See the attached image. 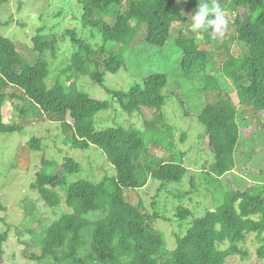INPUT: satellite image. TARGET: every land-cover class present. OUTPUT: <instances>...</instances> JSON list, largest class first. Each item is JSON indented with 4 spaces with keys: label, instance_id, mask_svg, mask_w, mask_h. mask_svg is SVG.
Here are the masks:
<instances>
[{
    "label": "trees",
    "instance_id": "trees-1",
    "mask_svg": "<svg viewBox=\"0 0 264 264\" xmlns=\"http://www.w3.org/2000/svg\"><path fill=\"white\" fill-rule=\"evenodd\" d=\"M7 1L0 0V9ZM80 2L83 4V25L96 29L104 43L112 45L113 49L94 48L79 39L75 31L67 30L66 36L71 35L75 47L70 63L61 71L70 75L67 83L71 85L69 80L88 76L103 87L126 113L142 112L146 108L157 116L146 120L144 132L124 127L96 130L95 116L109 111L112 107L110 101L74 91L61 79L52 88L47 85L51 70L50 62L44 56L48 51L53 57L57 56L61 37L54 34L50 41L39 33L33 38L34 47L27 56L22 50L25 46H19L13 39L0 34V133L13 134L24 130L18 124L5 123L3 116L5 102L21 95L32 103L36 115L60 125L66 146L82 152L92 147L99 149L115 171L113 177L105 176L98 183L84 180L69 184L67 176L80 173L82 169L76 160L65 158L64 176L51 172L54 163L43 160L35 172L32 189L38 191L51 209L60 206L62 195L58 189L63 190L65 203L72 212L44 229V237L39 242L40 254L31 252L28 246L24 255L36 264H47V261L57 264H228L229 259L237 255L243 260L249 257L247 241L250 235H255L259 246L257 257L251 264H263L264 184L260 188L251 184L244 191H228L220 206L207 209L203 216L195 217L184 234H176V247L167 253L164 234L154 228V223L161 217L150 213L142 199L138 203L134 201L139 197V190L148 187L151 180L162 183L157 189L161 192L167 185L181 184L185 176L195 175L184 166L182 153L177 157L171 153L168 160L158 159L149 149L150 140L149 144L145 141L146 135L161 138L164 134L159 126H168L164 114L167 94L170 93L169 76L165 72L151 73L146 75L142 84L126 91L111 90L105 85L106 74H116L124 66V54L131 50L140 27L151 47L163 48L173 38L172 29L177 24L179 30L175 43L180 50L179 65L183 76L194 81L199 74H205L206 85L202 92L208 97L216 88L221 89L220 80L205 73L215 63L212 47L221 34L211 30L193 32L190 27L192 15L187 14H195L199 3L203 4L205 0ZM207 2L210 6L216 3L225 12L235 14V36L246 49L242 58L230 56L222 70L237 92L239 107L228 102L208 103L197 116L205 128L201 138L213 154L211 171L222 177L236 167L240 121L245 119L253 124H263L264 0ZM116 9L121 13L112 26L105 17ZM11 88H14L12 94L9 92ZM177 97L180 100V96ZM180 103L186 110V102L180 100ZM168 133L170 135V130ZM28 145L40 148L36 139ZM169 148H175L172 142ZM190 178L193 181V177ZM3 199L0 194V211L5 209ZM152 205L155 207V203ZM177 212L181 220L194 216L187 207H180ZM94 214L102 217L98 220L88 218ZM8 239L9 231H0V264ZM164 256H167L165 262L162 261Z\"/></svg>",
    "mask_w": 264,
    "mask_h": 264
},
{
    "label": "rangeland",
    "instance_id": "rangeland-1",
    "mask_svg": "<svg viewBox=\"0 0 264 264\" xmlns=\"http://www.w3.org/2000/svg\"><path fill=\"white\" fill-rule=\"evenodd\" d=\"M121 10L123 12L125 8ZM119 13L121 12L118 9L112 10L111 14L108 13L105 17L106 21L114 26ZM187 14L195 15L189 12ZM225 14L227 27L212 47L215 63L205 72L219 79L222 88H216L209 97L202 92L206 85L205 74H199L194 81H189L183 76L179 65L180 50L175 43L179 30L177 24L172 29L173 38L163 48L151 47L145 41L143 28L140 27L131 50L124 54V66L118 73H108L105 77L106 87L126 91L142 84L146 75L151 73L165 72L169 76L170 93L167 94L169 98L164 114L168 126H159V130L164 134L161 138H148L146 135L145 141L148 143L150 140L149 149L158 159L168 160L171 153L174 157L182 153L184 166L194 171L195 175H187L181 184H169L161 192L157 189L162 183L151 180L148 187L139 190V197H135L134 201L138 203L142 199L150 213H157L161 217L154 223V228L164 234L168 254L176 247V234H184L194 219L203 216L207 209L220 206L228 191H244L251 184L260 188L264 184V119L261 125L245 119L240 121L236 167L222 177L211 171L213 154L209 145L201 138L205 128L199 123L197 116L208 103L228 102L236 108L240 105L235 88L225 78L222 70L224 62L230 56L242 58L246 49L235 36V14L231 11ZM82 16L83 4L80 0H8L0 9V34L13 39L19 46H25L22 50L27 56H30L28 52L34 47L33 38L36 35L40 33L43 39L51 41L53 35L58 34L61 40L57 56L53 57L50 51L44 56L50 62L48 87L52 88L54 83L61 79L74 91L87 92L93 98L110 101L111 109L95 116L98 131L109 127L146 131V120L157 116L153 111L144 108L142 112L126 113L117 102L112 101V96L103 87L95 84L88 76L76 81L69 80L71 85L67 83V76L70 75L61 71L70 63L75 51L71 35L66 36L67 30L75 31L79 39L94 48L113 49L112 45L104 43L96 29L83 25ZM9 92L12 94L14 88ZM176 95L186 102V110ZM3 116L5 123L18 124L23 126L24 130L13 134L0 133V194L4 196L5 206V209L0 211V231H9L1 264H36L24 255L26 247L29 246L31 252L40 254L39 242L44 237V229L72 212L65 203L63 190L58 189L62 195L60 206L51 209L38 191L32 189L35 172L42 166L43 160L54 163L50 171L58 176L65 175V158L76 160L82 169L80 173L67 176L69 184L84 180L98 183L105 176L113 177L115 171L99 149L92 147L82 152L66 146L60 125L36 115L32 103L21 95L5 102ZM33 139L39 140L40 148L34 149L28 145ZM170 142L175 146L174 149L169 148ZM190 177H193V181ZM180 207L189 208L194 216L181 220L177 212ZM101 217L99 214L88 216L94 220ZM258 246L255 235H250L247 241L249 257L243 260L237 255L229 259L228 264H251L257 257ZM166 259L167 256H164L162 261L165 262ZM47 264L57 263L47 261Z\"/></svg>",
    "mask_w": 264,
    "mask_h": 264
},
{
    "label": "clouds",
    "instance_id": "clouds-1",
    "mask_svg": "<svg viewBox=\"0 0 264 264\" xmlns=\"http://www.w3.org/2000/svg\"><path fill=\"white\" fill-rule=\"evenodd\" d=\"M191 18L193 32L211 30L222 34L228 24L225 11L216 3L210 6L207 0L203 4L199 3L198 10Z\"/></svg>",
    "mask_w": 264,
    "mask_h": 264
}]
</instances>
